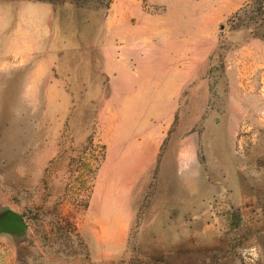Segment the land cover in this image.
I'll return each mask as SVG.
<instances>
[{"label": "rangeland", "instance_id": "obj_1", "mask_svg": "<svg viewBox=\"0 0 264 264\" xmlns=\"http://www.w3.org/2000/svg\"><path fill=\"white\" fill-rule=\"evenodd\" d=\"M5 209L0 264H264V0H0Z\"/></svg>", "mask_w": 264, "mask_h": 264}, {"label": "water", "instance_id": "obj_2", "mask_svg": "<svg viewBox=\"0 0 264 264\" xmlns=\"http://www.w3.org/2000/svg\"><path fill=\"white\" fill-rule=\"evenodd\" d=\"M28 226L23 217L10 209L0 212V234L21 237L27 233Z\"/></svg>", "mask_w": 264, "mask_h": 264}, {"label": "trees", "instance_id": "obj_3", "mask_svg": "<svg viewBox=\"0 0 264 264\" xmlns=\"http://www.w3.org/2000/svg\"><path fill=\"white\" fill-rule=\"evenodd\" d=\"M33 1H39V2H44V3H48V4L53 5V4L62 3V2H70V3L75 4V3H78L81 1H83V2L86 1V2L93 4L95 1H98V0H33ZM108 1H110V0H108ZM108 5H109V2H107L106 6L108 7ZM23 236H21V237H23Z\"/></svg>", "mask_w": 264, "mask_h": 264}]
</instances>
